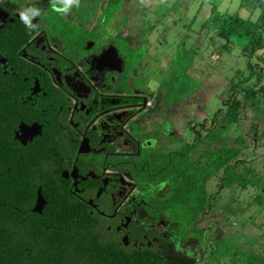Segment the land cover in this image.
Instances as JSON below:
<instances>
[{"label":"rangeland","instance_id":"374dc122","mask_svg":"<svg viewBox=\"0 0 264 264\" xmlns=\"http://www.w3.org/2000/svg\"><path fill=\"white\" fill-rule=\"evenodd\" d=\"M249 1L255 2L124 0L107 19L108 0H80L79 7L61 15L98 33L104 47L112 44L119 50V39H124L131 47L148 48L130 72L132 92L146 96L150 103L129 125L132 132L139 130L136 134L140 139L146 138L152 146L158 144L162 152L197 142L189 157L201 170L211 166L214 152L221 146V142L204 137L210 129L217 128V136L227 146H238V138L242 139L237 159L251 170L242 169L241 174L254 184L234 182L225 187L220 180L223 173L217 171L205 183L209 203L189 223L190 231L185 232L182 222L176 219L179 208L158 214L146 212L138 204L144 190H133L130 207L136 218L162 225L166 232L164 264H264V47L249 55L242 50L244 40L234 38L226 48L225 40L216 35L210 23L202 25L209 19L212 6L256 20L264 11V0H260L258 11H252ZM51 4L52 0H0V13L15 16L22 7L34 5L43 13L35 20L40 32L48 26ZM247 5L250 10L242 7ZM181 48L190 52L187 59L192 57L191 64L185 72L197 87L186 99L167 106L163 101L167 86L163 84L177 65L175 61H186V55L179 52ZM153 80L159 81L155 90L149 87ZM230 104L236 109V123L229 121ZM125 139L123 136L120 141ZM165 182L153 194L167 196L170 184ZM223 226L228 231H223Z\"/></svg>","mask_w":264,"mask_h":264},{"label":"flooded vegetation","instance_id":"af4514ba","mask_svg":"<svg viewBox=\"0 0 264 264\" xmlns=\"http://www.w3.org/2000/svg\"><path fill=\"white\" fill-rule=\"evenodd\" d=\"M6 16L0 13V29L18 15ZM44 27L31 31L13 71L18 85L15 100L20 103L13 115L14 139L25 153L23 158L45 177L32 213L43 222L92 228L91 239L112 245L110 264H153L156 256L163 257L164 264V228L141 222L130 207L133 190L143 189L138 204L148 212L144 207L147 192L157 193L166 183L142 186L133 176V161L160 148L140 139L139 130L132 132L129 127L147 109L148 98L132 92L130 80V92L119 91L124 77L122 54L112 44L104 47L98 33L85 42L79 55L67 46L77 43H67ZM1 59L7 73L12 67L8 59ZM120 95L141 99L123 102ZM133 109L137 111L130 113ZM123 136L126 139L121 142ZM61 253L71 255L52 259L50 264H102L96 248Z\"/></svg>","mask_w":264,"mask_h":264},{"label":"trees","instance_id":"16d2710c","mask_svg":"<svg viewBox=\"0 0 264 264\" xmlns=\"http://www.w3.org/2000/svg\"><path fill=\"white\" fill-rule=\"evenodd\" d=\"M123 1L108 0L107 19L115 14ZM47 22L50 34L54 33L67 43L78 44L67 45L74 54L80 55L85 42L94 39L93 31L82 28L75 30L74 23L64 20L61 14L52 10ZM209 23L214 27L216 35L225 40L226 48L232 45L234 38L244 40L242 50L249 55L264 47V11L256 20H251L239 16L237 12H220L212 7L209 19L202 25L206 27ZM49 26L52 28L49 29ZM30 36L31 31L25 29L18 16L13 17L5 29H0V59H8V66L12 67L4 73L5 69L0 63V264H50L52 259L71 255L61 253L64 250L93 248L99 249L102 264H110L112 245L109 241L91 239L89 236L94 232L92 228L63 222H43L32 213L37 190L45 187V177L30 160L23 158L25 153L19 151V145L14 139L16 123L13 117L20 106L15 100L17 96L14 91L18 85L13 71L17 67L19 51ZM119 42L124 63V77L119 83V91L130 92L129 73L144 57L148 48L145 45L140 48L131 47L124 39H119ZM179 52L186 55V61L182 58L176 60L177 65L163 84L167 86L163 97L167 106L186 99L197 87L196 81L185 72L191 64L192 57L187 59L190 52L184 48L179 49ZM119 97L123 102H138L141 99L123 95ZM235 112L234 105L230 104L227 113L231 123L238 122ZM218 133V129L213 127L204 136L210 142H221V146L214 152L211 166L204 170L199 169L189 157L197 142H186L181 148L168 152L158 148L145 152L133 161V176L139 185L165 180L170 184V192L165 197L147 192L144 207L149 213L158 214L179 208L176 219L182 222L187 232L190 231L187 229L189 223L209 203L205 183L217 171H222L220 180L225 187H230L234 182L254 184L252 179L241 174L242 169L251 172L244 167L242 160L237 159L241 153L239 144L242 139L238 138V146H227L217 136ZM153 264H163V257L156 256Z\"/></svg>","mask_w":264,"mask_h":264},{"label":"clouds","instance_id":"9594fccd","mask_svg":"<svg viewBox=\"0 0 264 264\" xmlns=\"http://www.w3.org/2000/svg\"><path fill=\"white\" fill-rule=\"evenodd\" d=\"M80 0H52L51 10L57 14H67L74 6L79 7ZM43 15L40 8L31 5L24 6L19 12L18 19L24 25L26 30L32 31L36 29L37 23H34L37 17ZM159 81L153 80L149 83V87L155 90L158 87Z\"/></svg>","mask_w":264,"mask_h":264},{"label":"crops","instance_id":"0c3cea01","mask_svg":"<svg viewBox=\"0 0 264 264\" xmlns=\"http://www.w3.org/2000/svg\"><path fill=\"white\" fill-rule=\"evenodd\" d=\"M261 2H260V0L258 1V0H255V2L254 3H252L251 1H249L248 2V4H250V5H252V11L253 10H261V6L259 5ZM248 6V7H247ZM247 6H242V7H244L245 9H251L250 7L251 6H249V5H247ZM212 7H215V8H217L216 6H212ZM212 7H210V8H212ZM218 10V9H217ZM257 10V11H258ZM210 11H211V9H210ZM219 11V10H218ZM221 12V11H220ZM225 12H227V11H225ZM229 13V12H228ZM238 13V12H237ZM153 16H154V14L153 13H151ZM239 14V13H238ZM239 16H241V17H243V18H247V17H244V16H242L241 14H239ZM155 17V16H154ZM223 231H228V228H227V226H226V228H225V226H223Z\"/></svg>","mask_w":264,"mask_h":264},{"label":"water","instance_id":"95a60500","mask_svg":"<svg viewBox=\"0 0 264 264\" xmlns=\"http://www.w3.org/2000/svg\"><path fill=\"white\" fill-rule=\"evenodd\" d=\"M1 62H2V63H4V62H5V60H4V59H1ZM143 101H144V104H145V102H146V99H144ZM22 128H23V127H22ZM23 129H24V128H23ZM38 194H39V197H38V200H37V202H38V204H39V203H40V201H42V198H41V195H40V193H39V192H38ZM38 204H37V205H38Z\"/></svg>","mask_w":264,"mask_h":264},{"label":"built area","instance_id":"2783aa9c","mask_svg":"<svg viewBox=\"0 0 264 264\" xmlns=\"http://www.w3.org/2000/svg\"><path fill=\"white\" fill-rule=\"evenodd\" d=\"M147 104L149 105V102Z\"/></svg>","mask_w":264,"mask_h":264}]
</instances>
